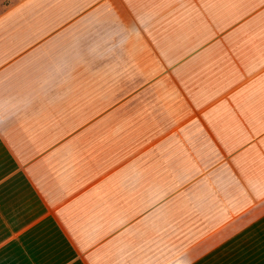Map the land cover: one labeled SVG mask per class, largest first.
Wrapping results in <instances>:
<instances>
[{"label":"crops","instance_id":"crops-1","mask_svg":"<svg viewBox=\"0 0 264 264\" xmlns=\"http://www.w3.org/2000/svg\"><path fill=\"white\" fill-rule=\"evenodd\" d=\"M0 264H264V0H0Z\"/></svg>","mask_w":264,"mask_h":264},{"label":"rangeland","instance_id":"rangeland-1","mask_svg":"<svg viewBox=\"0 0 264 264\" xmlns=\"http://www.w3.org/2000/svg\"><path fill=\"white\" fill-rule=\"evenodd\" d=\"M147 89H149V85L147 86ZM152 101L155 103L157 99H151L150 95H148V92L141 98L127 99V104L130 106V110L125 114V130L112 129L111 122V129L109 131V136H107L108 140L106 145L105 142L107 137L101 135L102 131H98V135H95L94 152H102L103 148L104 152H108L110 154H115L118 152L128 154L133 153L140 143H147L150 138L149 128L151 120L150 118L152 116ZM160 101L163 102L161 104H165V97L161 98ZM159 105L160 103L158 102L157 107H154L153 112L160 111ZM111 117H114V115H111ZM96 137L98 139H96ZM102 142L104 143V146H101Z\"/></svg>","mask_w":264,"mask_h":264}]
</instances>
